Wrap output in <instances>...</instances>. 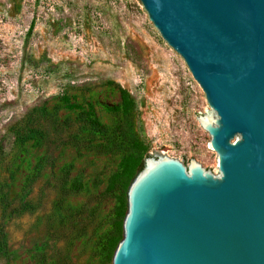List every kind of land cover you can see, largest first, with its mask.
Masks as SVG:
<instances>
[{
    "label": "rangeland",
    "instance_id": "374dc122",
    "mask_svg": "<svg viewBox=\"0 0 264 264\" xmlns=\"http://www.w3.org/2000/svg\"><path fill=\"white\" fill-rule=\"evenodd\" d=\"M209 111L141 2L0 0V264H112L124 165L170 156L217 174Z\"/></svg>",
    "mask_w": 264,
    "mask_h": 264
},
{
    "label": "water",
    "instance_id": "95a60500",
    "mask_svg": "<svg viewBox=\"0 0 264 264\" xmlns=\"http://www.w3.org/2000/svg\"><path fill=\"white\" fill-rule=\"evenodd\" d=\"M204 91L218 173L147 157L112 264H264V0H135Z\"/></svg>",
    "mask_w": 264,
    "mask_h": 264
},
{
    "label": "trees",
    "instance_id": "16d2710c",
    "mask_svg": "<svg viewBox=\"0 0 264 264\" xmlns=\"http://www.w3.org/2000/svg\"><path fill=\"white\" fill-rule=\"evenodd\" d=\"M121 99L122 104L121 106H116L118 109L123 108L124 110H127L130 106V100H129V93L126 90H121ZM89 115L93 116L90 120L91 124L95 127L96 130H102L103 125L94 117V113L91 111L89 112ZM144 167V161H139L136 159H130L128 162L124 165L123 171L121 173V176L125 177L130 183L133 181L137 173ZM118 243H116L117 247Z\"/></svg>",
    "mask_w": 264,
    "mask_h": 264
}]
</instances>
